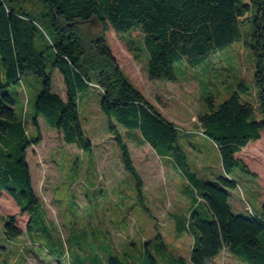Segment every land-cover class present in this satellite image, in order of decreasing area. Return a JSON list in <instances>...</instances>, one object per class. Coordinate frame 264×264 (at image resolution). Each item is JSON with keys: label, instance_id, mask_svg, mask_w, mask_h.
<instances>
[{"label": "trees", "instance_id": "trees-1", "mask_svg": "<svg viewBox=\"0 0 264 264\" xmlns=\"http://www.w3.org/2000/svg\"><path fill=\"white\" fill-rule=\"evenodd\" d=\"M254 7L253 18L247 17ZM92 19L98 20L103 33L87 41L77 22ZM246 19L252 21L255 102L244 97L248 88L243 80L220 103L212 93L201 95L205 110L198 121L203 135L219 150L223 173L209 181L191 173L201 200L190 213L194 242L188 259L170 261L150 253L147 259L148 264H207L226 250L245 264H264V203L255 215L237 214L226 189L237 186V169L254 175L237 154L264 134V0H0V191L17 201L22 214L30 215L27 233L39 205L27 153L42 140L40 116L62 133L66 144L91 154L80 103L91 90H98L124 169L139 189L142 179L127 139L137 146L149 144L162 156L182 151L177 126L131 83L116 61L105 36L110 27L121 34L135 59L146 56L150 79L176 81V65L202 68L220 50L239 42ZM56 70L63 76L66 99L53 90ZM29 77L41 85L32 109L29 98L26 104L20 101L23 79ZM115 122L126 129L125 136ZM29 123L35 127L32 133ZM2 230L6 240L22 234L14 216L4 217ZM133 263L127 253L112 250L103 262Z\"/></svg>", "mask_w": 264, "mask_h": 264}, {"label": "rangeland", "instance_id": "rangeland-1", "mask_svg": "<svg viewBox=\"0 0 264 264\" xmlns=\"http://www.w3.org/2000/svg\"><path fill=\"white\" fill-rule=\"evenodd\" d=\"M24 3L31 5L29 1ZM255 13L254 7L247 17L253 18ZM77 26L87 41L103 33L97 19L78 21ZM251 27L252 21L246 19L241 26L242 39L220 50L202 68L176 65V81L150 79L146 56L135 59L121 34L110 27L105 36L116 61L131 83L177 126L182 151L162 156L149 144L137 146L127 139L142 179L139 189L136 179L124 169L107 116L100 107L98 90H91L80 103L84 129L92 143L91 154L66 144L62 133L40 116L42 140L32 144L27 153L39 199L33 228L27 233L30 215L22 214L17 201L0 191V264H103L111 250L120 255L127 253L133 264H148V253L170 261L173 257L188 259L194 242L189 232L190 213L201 200L191 173L206 181L223 173L219 150L203 135L198 121L205 110L201 95L212 93L220 103L243 80L248 88L244 97L255 102ZM23 82L20 101L26 104L29 98L32 109L41 85L33 77ZM53 90L66 99V86L58 70ZM115 125L125 136L126 129L116 122ZM28 130L32 133L35 127L29 123ZM237 157L254 175L241 169L233 174L238 184L226 188L233 211L247 215L250 206L254 212H261L264 134ZM6 216L15 217L22 231L20 237L5 239L2 228ZM207 264L245 263L223 250Z\"/></svg>", "mask_w": 264, "mask_h": 264}, {"label": "built area", "instance_id": "built-area-1", "mask_svg": "<svg viewBox=\"0 0 264 264\" xmlns=\"http://www.w3.org/2000/svg\"><path fill=\"white\" fill-rule=\"evenodd\" d=\"M247 208H248V213L250 215H255V212L253 211V209L250 206H248Z\"/></svg>", "mask_w": 264, "mask_h": 264}]
</instances>
